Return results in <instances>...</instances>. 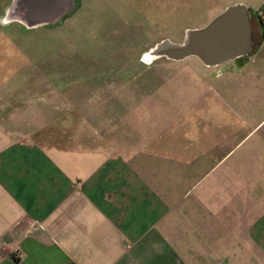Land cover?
Returning <instances> with one entry per match:
<instances>
[{
	"label": "crops",
	"instance_id": "1",
	"mask_svg": "<svg viewBox=\"0 0 264 264\" xmlns=\"http://www.w3.org/2000/svg\"><path fill=\"white\" fill-rule=\"evenodd\" d=\"M234 117L49 148L0 128V264H264V118Z\"/></svg>",
	"mask_w": 264,
	"mask_h": 264
},
{
	"label": "rangeland",
	"instance_id": "2",
	"mask_svg": "<svg viewBox=\"0 0 264 264\" xmlns=\"http://www.w3.org/2000/svg\"><path fill=\"white\" fill-rule=\"evenodd\" d=\"M12 1L0 0V128L13 140L49 148L106 135L114 121L127 137L129 125L195 127L208 117L235 120L237 112L250 129L264 118L263 82L251 77L264 75L257 49L218 68L198 57L141 62L154 44L182 41L232 4L247 5L258 22L264 0H74L58 23L33 29L3 24ZM255 133L259 141L263 125Z\"/></svg>",
	"mask_w": 264,
	"mask_h": 264
},
{
	"label": "water",
	"instance_id": "3",
	"mask_svg": "<svg viewBox=\"0 0 264 264\" xmlns=\"http://www.w3.org/2000/svg\"><path fill=\"white\" fill-rule=\"evenodd\" d=\"M74 8V0H13L2 22H20L33 29L58 23ZM251 16L247 5L232 4L206 26L187 30L182 41L167 38L154 44L142 55L141 62L150 65L164 57L175 62L198 57L205 67L218 68L249 58L254 45Z\"/></svg>",
	"mask_w": 264,
	"mask_h": 264
},
{
	"label": "built area",
	"instance_id": "4",
	"mask_svg": "<svg viewBox=\"0 0 264 264\" xmlns=\"http://www.w3.org/2000/svg\"><path fill=\"white\" fill-rule=\"evenodd\" d=\"M261 18H262V20L264 21V13H263V15L261 16ZM41 227V225L40 224H38L37 222H31L30 223V225H29V230H33V229H37V228H40ZM41 229H42V227H41ZM16 251H18V250H16Z\"/></svg>",
	"mask_w": 264,
	"mask_h": 264
},
{
	"label": "trees",
	"instance_id": "5",
	"mask_svg": "<svg viewBox=\"0 0 264 264\" xmlns=\"http://www.w3.org/2000/svg\"><path fill=\"white\" fill-rule=\"evenodd\" d=\"M259 20H260L261 24L264 26V21L262 20L261 17L259 18Z\"/></svg>",
	"mask_w": 264,
	"mask_h": 264
},
{
	"label": "flooded vegetation",
	"instance_id": "6",
	"mask_svg": "<svg viewBox=\"0 0 264 264\" xmlns=\"http://www.w3.org/2000/svg\"><path fill=\"white\" fill-rule=\"evenodd\" d=\"M253 40H254V45L253 46H255V44H256V40H255V37L253 36Z\"/></svg>",
	"mask_w": 264,
	"mask_h": 264
}]
</instances>
